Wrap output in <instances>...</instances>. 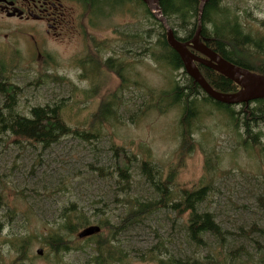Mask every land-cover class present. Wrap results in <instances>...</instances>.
Wrapping results in <instances>:
<instances>
[{"label":"rangeland","instance_id":"1","mask_svg":"<svg viewBox=\"0 0 264 264\" xmlns=\"http://www.w3.org/2000/svg\"><path fill=\"white\" fill-rule=\"evenodd\" d=\"M119 1L121 5L109 8L110 14L103 18L94 20L89 15L73 21L63 40L45 42L41 52L24 40L29 29L26 24L0 20V70L16 87V112L27 116L33 107L58 104L69 127L92 136L87 141L64 137L43 151L23 141L13 143L11 137L0 133V264H13L16 254L11 243L29 235L30 260L24 264H51L44 257L47 250L43 243L55 229L60 213L71 208L89 217L99 215L91 218L89 226L99 228L96 222L102 218L117 225L136 202H152V191L138 168L143 159L163 172L175 167L174 185L179 189L191 190L200 182H209L211 194L200 210L212 213L230 237L226 246L206 237L207 247L196 248L185 239L186 217L160 210L119 237L132 258L130 264H152L141 262L138 256L159 242L174 257L201 258L209 253L221 260L225 253L242 248L257 261L264 252V241L252 234L258 243L254 245L245 241L244 235L251 233L253 225L264 228V213L255 204L264 189V156L238 148L232 128L220 113L209 114L210 106L202 107L195 123L193 152L180 153L178 109L160 114L144 111L143 106L148 91H169L174 82L183 81L181 73L143 53V44L130 42L131 36L151 30V37L144 38L154 47L159 30L136 4ZM219 5L231 13L245 36L264 44V0H219ZM243 49V62L253 68L264 67V55L251 46ZM97 57L100 61L112 57L120 78L103 66L90 72L87 63ZM108 100L113 101L117 114L105 123H94L93 116ZM2 101L0 97V107ZM112 147L124 148L137 159L128 188L108 175L114 167ZM204 153L211 157L212 172L206 168ZM100 234H105L104 230L100 229ZM38 249L42 256L36 255ZM88 253V249L66 253L60 264H88Z\"/></svg>","mask_w":264,"mask_h":264},{"label":"trees","instance_id":"2","mask_svg":"<svg viewBox=\"0 0 264 264\" xmlns=\"http://www.w3.org/2000/svg\"><path fill=\"white\" fill-rule=\"evenodd\" d=\"M87 4L100 6L118 7L121 5L119 0H85ZM136 4L144 14L148 22H152L159 32L155 34L156 44L153 46L146 43L145 38L151 37V30L139 36H131V40L138 45L143 44V53L151 55L155 62L162 64L172 72L181 73L182 82H174L170 90L155 94L148 91L147 100L143 106L144 111H157L160 114L171 109H178V130H179V151L182 155H189L193 152L195 143L194 135L195 123L199 120L201 109L210 106L211 113L216 112L223 115L227 127H231L232 134L238 139V148L245 152L257 151L260 156H264V100L240 106H226L211 100L184 72L182 62L175 52L166 42L163 27L152 17L147 7L139 0H128ZM100 8V6L95 5ZM201 0H161L159 7L162 16L166 19L168 26L173 32L174 38L182 43L189 42L200 26V41L217 52L225 60L240 66L252 73L264 76L263 68H253L247 63L235 58V55L242 54L247 46H251L256 52L264 54V47L252 41L249 36H245L240 27L236 24V19L231 17V13L222 9L219 0H207L200 10ZM229 16V20L226 18ZM217 18V19H216ZM226 19V20H224ZM210 25L212 28H210ZM154 32V30H153ZM128 37V36H126ZM145 37V38H144ZM206 40H210L206 43ZM129 43V42H128ZM97 54V53H96ZM96 58V57H95ZM89 71L93 72L103 66L109 72L119 77L118 64L113 58L100 61L99 58H90L87 63ZM196 67L205 82L216 92L222 94H232L238 91L232 82L209 71L201 65ZM122 84L120 88H122ZM0 97L2 103L0 107V133L11 137L14 140L23 141L29 145H36L43 151L50 149L64 137L80 138L87 141L91 134L72 129L63 120L60 105H46L44 107H33L27 116L16 112V87L4 78L0 70ZM113 98V97H112ZM114 100V99H112ZM112 100L104 102L98 112L93 116L94 123H105L114 115ZM119 101V99H118ZM115 102V101H114ZM235 108L239 110L236 111ZM114 167L109 176H115L119 182L126 184L131 182V170L136 158L131 157L124 148L112 147ZM181 154H179L181 156ZM205 165L208 171L212 172V164L209 153H204ZM182 157V156H181ZM217 159V158H216ZM139 172L144 181L149 186L154 196L152 202L142 204L136 202L128 209V212L120 219L117 225H111L108 220L103 218L96 224L104 230L103 235L97 234L83 239L79 242L75 237L83 229L89 227L93 222L91 218L100 217L92 214L90 217L82 212H77L74 208L60 213L55 229L46 241H44L47 253L45 258L51 264L62 263V256L69 252H78L88 249V264H130L132 258L123 248L119 237L129 228L140 224L151 214L160 210H169L179 218L186 217L183 223L185 239L196 248L207 247L206 237L214 242L226 246L230 235L222 230L220 224L209 211H201L200 207L205 204L211 194L212 185L200 182L195 189H179L175 186L177 171L175 167H169L165 172L154 166L148 159L139 162ZM209 172V173H210ZM256 208L264 213V189L255 198ZM0 224V228H1ZM251 233L244 235L245 241H253L251 235L255 234L264 241V228L257 225L251 227ZM245 234V233H242ZM12 250L16 254L13 264H24L29 259V252L32 246V236L20 237L16 242L11 243ZM81 246V247H80ZM86 247V249H84ZM261 248V246H258ZM264 250V247H263ZM85 252V251H84ZM246 257L243 260V257ZM51 257V259H49ZM141 262L152 264H264V252H260L259 259L253 261V257L247 255L242 248H237L228 252L221 260L214 258L211 254H206L201 258L174 257L166 247L160 242L150 250L138 256ZM30 260V259H29Z\"/></svg>","mask_w":264,"mask_h":264},{"label":"water","instance_id":"3","mask_svg":"<svg viewBox=\"0 0 264 264\" xmlns=\"http://www.w3.org/2000/svg\"><path fill=\"white\" fill-rule=\"evenodd\" d=\"M144 4L152 17L163 27L168 46L178 55L183 65V70L186 75L216 103L226 106H240L247 105L252 102L264 100V76L252 73L248 70L236 67L225 60L221 59L217 54L209 50L199 38L200 26H197L193 38L187 42L182 43L174 38L173 32L168 26L166 19L162 16L159 7L161 0H139ZM207 0H201L200 12ZM194 51L201 57L191 53ZM197 65L206 67L218 75L232 82L238 91L232 94H222L214 91L203 79L199 73ZM100 232L98 227H87L78 233L79 240L87 239L95 236ZM41 249L36 251L37 256H42Z\"/></svg>","mask_w":264,"mask_h":264},{"label":"flooded vegetation","instance_id":"4","mask_svg":"<svg viewBox=\"0 0 264 264\" xmlns=\"http://www.w3.org/2000/svg\"><path fill=\"white\" fill-rule=\"evenodd\" d=\"M95 5L100 6L98 3ZM95 5H93V3L87 4L85 0H0V20L13 24L14 22L26 24L29 29L27 33L24 34V40L30 44L35 52H41L42 48L44 50L45 42L53 43L63 40L68 30L72 28L73 21H78L82 17L87 18L89 15L92 17L90 19L94 18V20H96L110 14L109 8L111 7H103L102 5L97 9ZM82 7L87 8V12H82ZM209 42L210 40H206V43ZM261 45L264 47V44ZM206 47L217 54L221 59L225 60L217 52L213 51L208 46ZM189 51L201 57L194 51L190 49ZM225 61L236 67L242 68L229 60ZM206 69L212 71L208 68Z\"/></svg>","mask_w":264,"mask_h":264},{"label":"bare ground","instance_id":"5","mask_svg":"<svg viewBox=\"0 0 264 264\" xmlns=\"http://www.w3.org/2000/svg\"><path fill=\"white\" fill-rule=\"evenodd\" d=\"M235 58H237L238 60H241L243 58V56H242V54H237V55H235Z\"/></svg>","mask_w":264,"mask_h":264}]
</instances>
